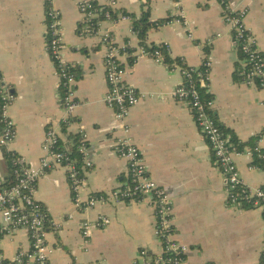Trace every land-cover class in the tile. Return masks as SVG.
I'll list each match as a JSON object with an SVG mask.
<instances>
[{
	"label": "crops",
	"instance_id": "0c3cea01",
	"mask_svg": "<svg viewBox=\"0 0 264 264\" xmlns=\"http://www.w3.org/2000/svg\"><path fill=\"white\" fill-rule=\"evenodd\" d=\"M98 6L116 1V14L141 18L149 10L150 21L175 20L183 14L193 37L177 22L148 30L144 44L167 45L172 59L200 67L204 55L211 62L210 96L214 115L226 137L240 144L236 156L241 177L248 186L264 187V169L256 167L248 148L260 145L264 128V91L243 82V61L231 31L222 19L218 2L207 0H93ZM236 10L248 11L245 20L257 47L264 54V0H227ZM63 30V57L77 75L79 102L69 125L59 132L65 145L76 151L81 135L87 136L93 163L87 172L82 201L93 194L120 189L128 182L127 162L115 152L122 132L114 110L104 103L108 91L105 59L106 32L117 46L135 49L141 42L133 22L103 20L97 34L82 31L78 0H54ZM45 0H0V73L17 96L9 111L16 138L0 149V177L10 180L4 152H12L31 167L45 157L46 129L60 120L61 92L56 67L46 50ZM122 58L127 69L125 82L143 96L131 109L128 124L133 142L142 150L152 178L171 196L176 238L189 247L186 264H262L264 211L227 203L226 179L189 108L173 99L181 81L177 70L149 57ZM77 152V151H76ZM36 197L59 224L48 241L53 250L50 264H132L140 249L160 251L155 237V213L149 201L107 202L88 210L78 209L72 197L66 169L56 166L38 182ZM103 215L111 219L107 228L93 229L85 242L81 225ZM6 258L30 249L27 231L0 240Z\"/></svg>",
	"mask_w": 264,
	"mask_h": 264
},
{
	"label": "built area",
	"instance_id": "2783aa9c",
	"mask_svg": "<svg viewBox=\"0 0 264 264\" xmlns=\"http://www.w3.org/2000/svg\"><path fill=\"white\" fill-rule=\"evenodd\" d=\"M180 1V0H178ZM218 2L222 8V19L231 31L237 50L244 56L241 77L244 83L256 85L264 91V54L259 51L256 40L247 29L245 20L248 11L236 10L227 0H207ZM54 0H45L46 5V50L52 59L59 79L61 92V108L63 117L50 124L45 133L43 151L45 157L39 167H31L18 156L10 159L11 178L0 177V240L5 236H13L21 230L27 231L30 241L28 251H20L14 258H6L0 249V264H50L53 247L48 241L51 232L58 230L59 224L53 221L48 208L36 197L38 182L45 172L56 166L66 169L74 203L78 209L88 210L98 204L107 202L142 203L149 201L155 213L154 232L159 241L160 251L150 253L148 249H140L132 264H186L189 247L176 238L174 225V207L171 196L150 175L142 150L133 142L131 128L127 122L130 111L143 98L139 91L125 82L127 69L122 58L131 57L134 63L144 57L165 65L161 45L140 43L135 49L129 44L117 46L111 35L106 32L102 42L108 47L105 59L106 82L108 91L104 103L114 110L117 128L122 132L115 145V152L127 162L128 182L120 189L106 193L93 194L88 201L80 198L81 190L86 187L87 172L93 163L89 157L87 136L81 135L76 148L81 159L73 156V152L65 145L59 132L60 128L69 125L79 102L77 94V75L70 72L71 64L63 57L64 39L59 12L53 6ZM116 1L107 6H98L93 0H78V8L82 17V31L88 35L97 34L103 20L115 23L133 22L135 19L128 13L116 14L113 9ZM103 16V19H98ZM193 37L189 22L183 14L175 20ZM154 47H157L156 49ZM168 47V46H167ZM151 49H154L151 51ZM167 50L170 52L169 48ZM181 75L179 85L173 91V99L184 103L190 110L195 124L202 132L214 157V163L226 179V199L230 206L262 208L264 211V187L253 188L244 183L236 156L240 155V144L232 142L225 136L214 115L215 101L210 96L211 62L205 58L200 67H191L175 62L173 66ZM209 95V98H206ZM17 96L10 84L0 73V149H6L16 138V127L9 116V111L16 103ZM264 139V128L258 142ZM247 154L264 163V148L255 145L248 148ZM257 168V167H253ZM111 219L100 215L95 222L81 225L82 236L86 241L91 237L93 229L107 228ZM264 264V248L262 252Z\"/></svg>",
	"mask_w": 264,
	"mask_h": 264
},
{
	"label": "trees",
	"instance_id": "16d2710c",
	"mask_svg": "<svg viewBox=\"0 0 264 264\" xmlns=\"http://www.w3.org/2000/svg\"><path fill=\"white\" fill-rule=\"evenodd\" d=\"M98 19H100V20L103 19V16H101ZM170 20L171 19L168 18L166 20H161L158 22H152V21H150V11L147 10L142 14L141 18H135V20L133 21V31L135 33H137L139 39L141 40L140 43L143 44L144 43L143 40L145 39L147 32L150 28L159 27L161 25L168 23ZM154 48L156 49L157 47H154ZM167 48L168 47L166 45V46L160 47L159 49L162 52V54L164 55L165 64L169 68H173L175 62L181 63V59H172L170 57V53L167 50ZM152 50H154V49H151V51ZM241 57L244 58V56L242 54H241ZM130 64L131 65L134 64V61L132 59L130 61ZM70 72H73L76 75V72L74 71V69L72 67L70 68ZM206 98H209V95H206ZM13 156H15V155L12 152H7V151L4 152L5 161L7 162L8 170L10 172H11V170H10V164L9 163H10V159L13 158ZM73 156L78 158V159H81L79 153H77L76 151H73ZM254 165L258 168L264 169V163L261 160L256 159L254 162Z\"/></svg>",
	"mask_w": 264,
	"mask_h": 264
}]
</instances>
